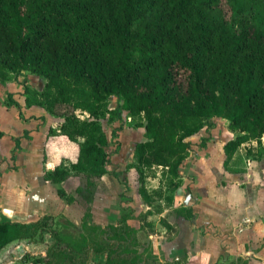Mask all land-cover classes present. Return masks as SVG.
<instances>
[{"label": "trees", "instance_id": "obj_1", "mask_svg": "<svg viewBox=\"0 0 264 264\" xmlns=\"http://www.w3.org/2000/svg\"><path fill=\"white\" fill-rule=\"evenodd\" d=\"M24 71L45 80L42 89L25 84L27 106L63 117L49 135L78 146L70 166L45 170L52 183L76 173L92 188L109 172L101 120L121 114L109 106L113 96L122 110L143 119L146 139L136 143L127 168L137 170L139 193L150 207L165 190L172 192L164 195L166 205L173 204L191 137L213 117L229 120L236 133L224 145L225 168L244 165L241 149L250 142L259 145L256 160L264 158V0H0V81ZM8 102L16 103L11 93ZM4 135L0 129V139ZM155 168H162L161 186L150 189L146 180L156 177ZM57 192L75 201L64 187ZM175 211L194 215L186 206ZM91 217L87 210L88 232L78 239L62 233L52 214L0 220V249L25 239L44 242L50 234L54 242L30 264H89L92 253L106 255L105 264H187V255L162 261L152 250L141 251L131 213L108 226Z\"/></svg>", "mask_w": 264, "mask_h": 264}, {"label": "crops", "instance_id": "obj_2", "mask_svg": "<svg viewBox=\"0 0 264 264\" xmlns=\"http://www.w3.org/2000/svg\"><path fill=\"white\" fill-rule=\"evenodd\" d=\"M2 84L0 129L5 131V135L0 139V220L31 222L44 214H64L77 222L73 215L75 205L62 198L57 189L64 187L74 195L68 182L73 176L80 175L72 173L62 183H52L44 178L46 169L70 166L77 159V144L64 135H49L50 129L57 128L62 119L40 105L27 106L24 91L25 84L30 83L19 81L18 76ZM9 93L15 104L8 102ZM8 120H13L19 127L17 134L4 128ZM16 138L20 139L19 148H16ZM108 168L109 172L98 178V182L107 180L109 176L115 177L111 161ZM238 169L225 168L226 179L232 178ZM181 187L175 192L173 204L163 205L160 211L133 193L128 223L138 229L142 244L141 238L145 236L150 250L162 261H173L187 255V264H264V245L261 243L264 239V206L261 201L253 197L240 199L232 196L225 199H183ZM226 190L230 194L229 189ZM99 194L103 197L107 192L103 190ZM121 206L113 217L105 213L92 221L102 226L118 224L124 212ZM182 206L192 208L194 215L188 218L178 214L175 209ZM169 208L174 214L167 213ZM139 209L144 212L151 210L147 222L133 223ZM48 235L52 244L54 240L50 234L46 235L44 242L25 239L8 244L0 249V264H16L27 252L35 253L34 250L45 246ZM103 257L105 262L106 255Z\"/></svg>", "mask_w": 264, "mask_h": 264}, {"label": "rangeland", "instance_id": "obj_3", "mask_svg": "<svg viewBox=\"0 0 264 264\" xmlns=\"http://www.w3.org/2000/svg\"><path fill=\"white\" fill-rule=\"evenodd\" d=\"M19 81L30 83L40 89L43 88L45 83L42 77L37 76L31 71L22 72L19 75ZM2 86L3 84L0 82V102L3 93ZM109 106L118 107L121 110V114L116 120H110V114H107V116L101 120L108 134L109 145L107 150L110 153L111 167L114 169V172L116 171V175L115 177L109 176L105 181H97L96 186L92 188L87 186L86 177L84 175L73 176L68 182V187L72 188L70 191L77 197V200L71 203L75 205L73 215L76 217L77 222L70 220L64 214L56 216L57 226L61 232H68L69 236L71 235L72 238L75 239L80 238L82 232H88L87 226L84 225V215L87 210L92 211L91 219L93 220L94 218L99 219L100 216L102 217L105 213L113 217L116 212L120 211V205H122L121 207L124 212H132L129 203L133 193L139 200H143L138 190L140 183L137 170L135 168L127 169L128 163L134 160L136 143L146 139L145 128L142 126L143 119L141 117L131 116L126 111L122 110L117 96L111 98ZM82 115L85 116V114ZM60 119L63 120V117H60ZM3 126L6 130H11L14 134H17L19 130V127L15 125L13 120H8L7 125ZM235 136L236 133L229 128V120L213 117L208 121L203 130L191 137L193 151L181 168V173L183 175V186L181 187L183 199L205 197L225 199L228 196H232V198L239 197L240 199L253 197L261 201L264 206V159L261 161L256 160L260 150L256 142L254 144L250 142L242 147L241 153L243 154L245 163L238 169L237 173L231 176L232 178L226 179L224 167L226 153L224 145ZM154 171L156 177H149L146 180L147 186L151 189L161 186L162 168H155ZM78 186H81L82 190L76 191ZM227 188L230 194H228ZM103 190H105L107 194L102 197L99 193H102ZM171 193L170 190L164 191L165 196ZM173 194L175 195V193ZM164 195L156 196L153 209L157 210L160 206L166 205L167 201ZM139 208L142 207L139 206ZM169 209L167 213L174 214L171 208ZM146 214L147 212H144V210H137L138 216H134L133 223L141 222L142 220L140 217ZM63 218L69 219L72 223L66 225ZM47 238L49 242L46 241V243H44L45 246H42L43 248L34 250L36 251L35 253L27 252L16 264H30L32 257L40 256L45 253L52 241L49 235ZM138 239L140 241L139 236ZM141 239L144 241V244L141 242L139 249L141 251H145L146 249L150 250L147 238L143 236ZM261 243L264 245V239ZM103 259V255L92 253L89 264H105Z\"/></svg>", "mask_w": 264, "mask_h": 264}]
</instances>
